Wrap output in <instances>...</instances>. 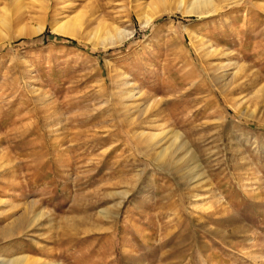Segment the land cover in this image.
Masks as SVG:
<instances>
[{"label": "rangeland", "instance_id": "obj_1", "mask_svg": "<svg viewBox=\"0 0 264 264\" xmlns=\"http://www.w3.org/2000/svg\"><path fill=\"white\" fill-rule=\"evenodd\" d=\"M263 4L0 0V259L264 264Z\"/></svg>", "mask_w": 264, "mask_h": 264}, {"label": "bare ground", "instance_id": "obj_2", "mask_svg": "<svg viewBox=\"0 0 264 264\" xmlns=\"http://www.w3.org/2000/svg\"><path fill=\"white\" fill-rule=\"evenodd\" d=\"M33 1H35V0H33ZM230 1H232V0H222L221 1V4H218V2H216L215 0H191L189 2H185V0H178V3L181 6H184L183 9L184 8L186 9L184 11L185 14H188V15L199 14L200 15V14L203 13V10H207L206 11L207 13H211V12L218 11L219 8L222 5H226ZM262 1L264 2V0H262ZM140 5L142 6V3H139V5H137V8ZM155 5L156 6L154 7V10L151 13V15H147V18L145 20H142V22H141L142 26H145V27L149 26L153 22L155 16H157L160 13V11H161L160 8L161 7L159 8L157 6V4H155ZM162 6H164V5L162 4ZM150 10H151V8H150ZM91 22H93V19H90L88 21V24L90 25ZM5 24H7V23H5ZM82 25H83V23H82ZM80 26H81V21H78L77 19L76 20L75 19L74 20L73 19H71V20L69 19V20H66V21L60 20V19H55L54 22H53V24H52V29H53V32H56V33H60V34H63V35H69V36H72V37H79L78 34H77L78 32H76V31H78L77 29ZM39 29L40 30H43L44 29V25L43 26L41 25L39 27ZM185 30L187 31V33H189V36L192 39V42L191 43H195L194 42V37H196V41H197L198 38H199V40H202V41L204 40V39H202L203 37H200L197 32L191 30L190 28L185 27ZM89 31H90V37L93 38V39L99 40L103 45H106V44H109V43L110 44H115L116 42H119V41L122 40V36L120 35L122 33H120V31L117 30V31H119V35H118V37L116 39H114L113 38L114 36L112 37V34H111L112 32H110L108 30V28L106 27V24L103 23L101 21V19H99L98 22H97V24H96V26L93 27ZM104 31H106V37L104 39H102V36H103L102 34H103ZM88 32H86V33H88ZM202 46H203L202 49H204L205 54H210L211 52L214 51L213 49L212 50H209L208 47L205 46V44H202ZM238 73H239L238 71H235L231 75L226 76L224 78V81L223 82H220L221 84H220V86L218 85L219 86L218 88L220 90H222V91H224L225 89H228L232 85V83L234 82L235 78L238 76ZM175 135L177 136V138L174 140V142L171 143L170 145L164 147L159 153H157V156L156 157L159 160H161V162L162 161H166L167 158L169 159V161H172L175 158H177V153H176V150L177 149L175 147H176L177 143L180 141V134L179 133H175ZM188 152H190V151L188 150ZM23 261H24V259H20V258H17V259H13V258H11V259H5L4 258V259H0V264H22Z\"/></svg>", "mask_w": 264, "mask_h": 264}]
</instances>
